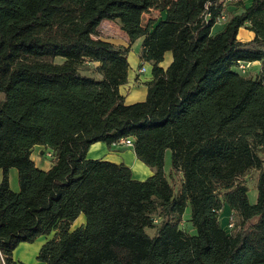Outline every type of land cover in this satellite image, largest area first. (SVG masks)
I'll use <instances>...</instances> for the list:
<instances>
[{"label": "trees", "instance_id": "1", "mask_svg": "<svg viewBox=\"0 0 264 264\" xmlns=\"http://www.w3.org/2000/svg\"><path fill=\"white\" fill-rule=\"evenodd\" d=\"M150 10L166 17L142 26ZM103 20L119 24L128 47L99 38ZM243 27L252 40H237ZM138 39L152 77L145 100L125 105L119 87ZM238 62L258 69L241 73ZM0 94L5 264L19 244L51 233L40 264H264V0H0ZM120 139L150 177L86 157ZM36 146L50 150L46 171L31 159ZM187 206L194 234L181 228ZM225 207L236 219L229 232Z\"/></svg>", "mask_w": 264, "mask_h": 264}, {"label": "crops", "instance_id": "2", "mask_svg": "<svg viewBox=\"0 0 264 264\" xmlns=\"http://www.w3.org/2000/svg\"><path fill=\"white\" fill-rule=\"evenodd\" d=\"M242 2L245 8H248L250 6L248 5L250 0H242ZM225 5H227L228 8H231L230 2H226ZM165 17H166L165 11L159 12L156 10H150L148 13L142 15L141 25L142 26L145 25L148 21L158 22L164 20ZM216 26L219 27L220 23L217 24ZM98 32H99V38L106 42H109L115 46H122V47L129 46L128 38L125 35V33L120 29V26L117 22H112L108 20L101 21L98 27ZM253 37L254 34L251 31H249L247 28L243 27L238 30L237 40L241 42H248L252 40ZM141 42L142 39H138L134 43H139V45H141ZM127 62L129 65L127 83L119 87V94L123 97L125 105H132L135 103L143 102L145 100L147 95V89L144 84L151 80L152 66L148 68L147 67L143 68L144 71L141 72L140 71L141 64H139L140 60L138 58V53L134 55L130 52L127 57ZM171 62H172V55L170 52H166L163 56V61L160 63L159 66L165 71ZM86 157L92 160H102L114 164H123L124 166L130 169L132 178L137 181H143L153 174V172L148 167H146L136 159L133 150L131 148L121 144H115L112 145L111 147H107L103 143H95L89 147ZM31 159L33 161L32 155H31ZM33 162L38 168L45 171L48 170L51 166L46 161H45V168L43 166L44 163L39 162L40 165H38V163H35V161ZM15 175L16 174H14V179H15ZM9 181H10V173H9ZM16 189H17V185L13 190L15 191ZM84 223H85V219L82 215H80L71 225V230L83 225ZM52 237L53 234L51 233L49 236L39 237L32 244H28V243L19 244L12 253V261L14 262V264H40L36 259L39 249L45 242L50 240Z\"/></svg>", "mask_w": 264, "mask_h": 264}, {"label": "rangeland", "instance_id": "3", "mask_svg": "<svg viewBox=\"0 0 264 264\" xmlns=\"http://www.w3.org/2000/svg\"><path fill=\"white\" fill-rule=\"evenodd\" d=\"M251 0L250 2L248 3V5H251ZM220 27L218 26H214L213 28V33H216V31L219 29ZM140 50V45L139 43H134L132 45V47L130 48L129 52H128V55L129 53L131 52L132 54L136 55L138 53V51ZM127 55V57H128ZM57 62H61V59H56ZM139 64H141V68H148V67H151V64L148 63V62H140ZM249 70H247L245 72V74H248V73H252L254 74L255 71L258 69V66L257 65H250V67L248 68ZM4 98L3 94H0V101H2ZM50 150H47V149H44L43 147H40V146H36L33 148V153H32V158H33V161H35V163H38V165H40V163H44V168H45V161L51 165V158H48L46 157V154L49 153ZM40 162V163H39ZM163 170H164V174L167 178H169V175H170V172H171V152L169 150H167L165 152V156H164V167H163ZM10 173V181H9V184H10V187L11 189L13 190L17 183H16V175H15V179H14V174H16V171L14 169H11L9 171ZM255 178H256V173L255 172H251L245 179H244V182L245 184L248 186L249 188V191L247 193V197H248V201L250 204H254L255 201H256V196H257V192H256V189L254 187V183H255ZM0 181H1V174H0ZM14 191V190H13ZM190 216H191V209L189 206L186 207L184 213H183V216H182V225H181V228L187 232H190L191 234H194V230L191 226V223L189 222L190 220ZM233 222V224L236 222V219L233 217V219L231 220V214H230V211L228 210L227 207H225L223 209V211L220 213L219 215V224H220V227L222 229H224L225 231L229 232V228H228V223L229 222ZM146 233L149 234V235H152L153 234V230H149L147 229L146 230Z\"/></svg>", "mask_w": 264, "mask_h": 264}, {"label": "built area", "instance_id": "4", "mask_svg": "<svg viewBox=\"0 0 264 264\" xmlns=\"http://www.w3.org/2000/svg\"><path fill=\"white\" fill-rule=\"evenodd\" d=\"M221 20H223V17L219 21H221ZM249 67H250L249 63L238 62V64H237V69L241 73H244ZM140 71L142 72V71H144V69L140 68ZM118 144L124 145L126 147L132 146L131 140H129V139H120ZM46 157L51 158V153L50 152L47 153ZM227 226L229 229H231L233 227V223L230 221ZM0 264H5L1 257H0Z\"/></svg>", "mask_w": 264, "mask_h": 264}]
</instances>
